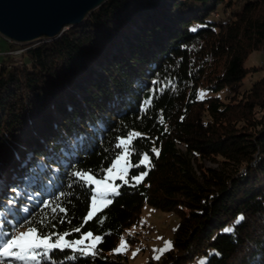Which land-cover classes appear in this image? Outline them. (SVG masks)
I'll use <instances>...</instances> for the list:
<instances>
[{"label": "trees", "instance_id": "16d2710c", "mask_svg": "<svg viewBox=\"0 0 264 264\" xmlns=\"http://www.w3.org/2000/svg\"><path fill=\"white\" fill-rule=\"evenodd\" d=\"M6 45L0 203L22 189L8 216L18 229L51 219L44 202L69 193L47 230L102 242L95 259L55 250V260L130 264L117 243L148 203L181 214L172 247L148 264H264V0H107L57 37ZM131 133V165L144 154L150 164L131 167L88 220L89 192L71 173L107 169ZM40 161L48 167L31 174Z\"/></svg>", "mask_w": 264, "mask_h": 264}, {"label": "snow or ice", "instance_id": "6c2138e0", "mask_svg": "<svg viewBox=\"0 0 264 264\" xmlns=\"http://www.w3.org/2000/svg\"><path fill=\"white\" fill-rule=\"evenodd\" d=\"M192 30L195 31L196 29ZM153 83L158 84L159 82L153 81ZM157 90L151 89L150 91L154 94ZM150 102V100H146L144 103L149 104ZM138 135L139 133H131L127 139L121 138L119 140L116 148L120 151L116 153L114 162L107 169L100 170L96 175H93L91 171L83 172L79 169L71 173L74 178L73 183L89 192L91 211L87 214L88 220H92L98 211H102L103 207L110 205L112 199L119 195L118 189L120 185H115L114 181L116 179H120L123 184H129V180L126 179L130 166L129 156L135 151L131 146V138ZM83 139V137H80L81 141ZM156 155H159L158 151ZM31 160L32 155L28 154L22 161L21 168H27ZM145 161L150 164V158L147 154L143 155V159L139 163L131 165V167L139 168ZM145 166L147 167L148 165ZM47 167L43 161H40L36 166L30 168L29 172L35 174ZM101 173H104V175H101ZM146 174V172H141L139 175L133 176L132 179L140 182ZM97 175L100 176V179L96 178ZM31 178L30 175L26 174L23 179L27 183ZM132 186L134 187L135 184ZM12 191L16 192L17 195L8 199L6 203H0V209H2L0 210V264H60V261L54 258L55 250H60L61 252L70 250L73 254L65 255V259L77 260L81 256L95 259L98 254L96 245L88 242L89 238L93 237L92 232L82 234L79 239L68 240L67 237L71 235V232L60 234L47 230L48 225L55 228L52 220L56 219L58 212L67 211L66 208L59 205L62 199H66L70 195L69 193L61 192L58 198L44 202L45 208L52 213L51 219L45 213L38 222L33 221L30 224H23V226L28 227V231L18 232L21 222L12 223L8 216L11 214L10 208L13 202L19 198V193L22 192V189L14 187ZM243 219V216L238 217L236 223L239 224ZM60 223H63V218L60 219ZM73 231L79 232L80 229L75 228ZM226 231H233V229H227ZM53 237H55L54 241ZM95 240L102 242L100 236H96ZM167 247H171V242H168ZM156 259L159 260L160 256H157ZM201 264H208L207 259L203 260Z\"/></svg>", "mask_w": 264, "mask_h": 264}, {"label": "water", "instance_id": "95a60500", "mask_svg": "<svg viewBox=\"0 0 264 264\" xmlns=\"http://www.w3.org/2000/svg\"><path fill=\"white\" fill-rule=\"evenodd\" d=\"M107 0H0V32L6 40L28 43L57 37L82 23Z\"/></svg>", "mask_w": 264, "mask_h": 264}, {"label": "rangeland", "instance_id": "374dc122", "mask_svg": "<svg viewBox=\"0 0 264 264\" xmlns=\"http://www.w3.org/2000/svg\"><path fill=\"white\" fill-rule=\"evenodd\" d=\"M240 7L241 6H239L236 10L240 9ZM10 43H14V42H10ZM6 44H7V40L5 38L0 39V50L3 49V51H0V60L4 57V53L8 52L5 51L7 48ZM15 44L20 45L25 43H15ZM22 49L23 48L18 47L15 50V53L12 55L16 56L17 54L21 53ZM253 55L247 61V65L249 66L253 65L254 63H257L259 59L258 53H255L254 56ZM146 162L147 161H145V163ZM129 165H130L129 166V170H130L131 168L130 161H129ZM96 178L100 179L97 176ZM127 178H128V174L126 176V179ZM117 180L118 179L114 181L115 185H118ZM180 219H181V214L179 212L164 210L152 206L148 203H145L142 207V212L139 222L134 224L130 228L126 229V231L123 233V235L120 237L117 243L116 251L125 254L130 264H148V261L150 259L157 260L156 259L157 256H160L161 258L164 252L172 247L174 232ZM26 231H28L27 227H22L18 229V232H26ZM127 234L136 235L137 239L135 241H130L126 238ZM96 236L99 235L93 234V237H90L88 242L94 243L96 245L99 242L95 240ZM168 242H171L170 248L167 247ZM200 262H202V260Z\"/></svg>", "mask_w": 264, "mask_h": 264}, {"label": "built area", "instance_id": "2783aa9c", "mask_svg": "<svg viewBox=\"0 0 264 264\" xmlns=\"http://www.w3.org/2000/svg\"><path fill=\"white\" fill-rule=\"evenodd\" d=\"M1 38H4V37H3L2 33L0 32V39H1ZM7 41L12 42V41H10L9 39H8ZM13 52H15V51H13Z\"/></svg>", "mask_w": 264, "mask_h": 264}, {"label": "crops", "instance_id": "0c3cea01", "mask_svg": "<svg viewBox=\"0 0 264 264\" xmlns=\"http://www.w3.org/2000/svg\"><path fill=\"white\" fill-rule=\"evenodd\" d=\"M0 51H3V49H1Z\"/></svg>", "mask_w": 264, "mask_h": 264}]
</instances>
